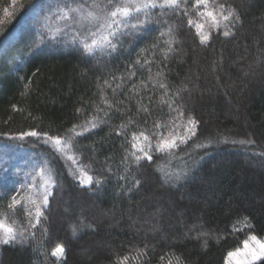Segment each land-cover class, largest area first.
I'll list each match as a JSON object with an SVG mask.
<instances>
[{
	"label": "trees",
	"instance_id": "obj_1",
	"mask_svg": "<svg viewBox=\"0 0 264 264\" xmlns=\"http://www.w3.org/2000/svg\"><path fill=\"white\" fill-rule=\"evenodd\" d=\"M177 2L86 54L55 0H0V222L26 236L0 264H225L264 242V0Z\"/></svg>",
	"mask_w": 264,
	"mask_h": 264
},
{
	"label": "snow or ice",
	"instance_id": "obj_2",
	"mask_svg": "<svg viewBox=\"0 0 264 264\" xmlns=\"http://www.w3.org/2000/svg\"><path fill=\"white\" fill-rule=\"evenodd\" d=\"M55 2L58 12L62 13L67 18H72L74 15L87 31V36L83 41V48L86 54L91 53L94 48L97 47L111 48L112 50H115V45L112 43V39L122 34L125 28L131 27L133 29H137L142 25H146L149 22V12L151 9H154L156 7H160L162 9H178L180 7V4L177 2V0H163V2L159 4L157 3V0H93V2L90 4L87 3V0H55ZM201 2H206V0H197V4H200ZM220 10L223 13V11L225 10V6L220 5ZM5 12H7V9H5ZM140 12H144V20L139 19L138 14ZM8 15L11 16L12 14L8 13ZM209 15H211V13H209ZM231 16H233V13L230 11L228 15L224 16L223 18L225 20H228ZM130 19H136L137 23H130ZM2 23L3 21H0V24ZM189 23H191V21H189ZM199 27L200 26L198 25L197 28L199 29ZM92 28H95L96 31H91ZM0 32H3V28H0ZM98 33L105 34L102 35L99 40L92 39L91 44L87 43L88 37H95ZM198 34L200 37V42L202 44H206L210 40L209 35H205L203 33ZM224 35L227 36L229 35V33L225 32ZM188 124L191 125V127L186 130L187 134L184 137L180 138V143H185L187 139H190L191 136H194L196 134L195 129L198 126L199 122L194 118H189ZM93 127H96V125L93 124ZM85 131H87V129H85ZM81 134L82 133H76V135ZM24 135L37 136L38 134L35 131H32L30 133L22 134L20 136V139H23ZM141 135L143 136V133H141ZM51 139H53L57 144L61 143L59 138L53 137ZM133 139H135V134L133 135ZM144 140H149V137L144 136ZM232 143L251 144L253 143V141L241 140L232 141ZM176 146L177 144L175 139L171 141L160 140L156 145L155 150L163 151L165 149L175 148ZM132 147L136 148V144H133ZM141 151H143V149H141ZM262 155H264V153H262ZM145 156H147L148 160L152 159V156L147 152H145ZM139 160L140 157L137 156L136 161L138 162ZM171 178V174H166V182ZM175 178L179 180L181 178V175L177 174ZM87 182H91V177H88ZM96 183H99V181H96ZM51 194V192H48V194L44 196L42 203L45 207L48 205V197ZM18 203L19 201H17L15 197H13L12 203L8 206L9 209H12ZM41 215L42 213L38 209L36 212V216L40 217ZM0 231L3 232V236L0 237V243L8 244L14 242L18 238V236L22 239L26 238L24 229H20L19 233H17L16 230L13 229V227L5 224L4 222H0ZM250 240L252 242H255V244L258 245V248L250 249V259H246L244 264H254L255 261L264 259V242L258 240L256 236H251ZM244 248L246 250L249 249L248 241L244 242ZM58 251L63 253L64 249L59 248ZM239 254L240 250H237V252L235 253L230 252L228 254V257H226V264L229 258L238 256Z\"/></svg>",
	"mask_w": 264,
	"mask_h": 264
},
{
	"label": "rangeland",
	"instance_id": "obj_3",
	"mask_svg": "<svg viewBox=\"0 0 264 264\" xmlns=\"http://www.w3.org/2000/svg\"><path fill=\"white\" fill-rule=\"evenodd\" d=\"M55 14L57 16L58 15L60 16V14H62V13L58 12L57 9H55ZM104 34L105 33H98L97 36L91 37L89 44L92 43V39L99 40L101 38V36ZM60 141H61L60 144H57V143L56 144L63 148V141L61 139H60ZM53 142L55 143L54 140H53ZM88 177H89L88 174L80 171V181H81V183L83 182L82 184H89V182H87ZM37 178H38L39 182L34 181V179H31L28 182H29L31 187L34 186L36 191L39 192L42 195V197H44L45 195L48 194V192H50L51 181L49 180V178L46 175H44L41 172V170L39 171ZM34 187H33V189H34ZM246 241H248V243H249V249L246 250L244 248V243H243L241 247L236 248L235 250L231 251V252L235 253V252H237V250H240V254L238 256H233L232 258H229L227 260V264H244L246 259H250V249L258 248V245L255 244V242H252L250 240V238H248V240H246ZM225 264H226V262H225Z\"/></svg>",
	"mask_w": 264,
	"mask_h": 264
}]
</instances>
